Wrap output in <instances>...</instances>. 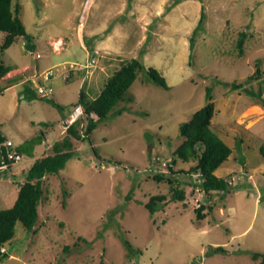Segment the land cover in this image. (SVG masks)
Here are the masks:
<instances>
[{"label":"rangeland","instance_id":"1","mask_svg":"<svg viewBox=\"0 0 264 264\" xmlns=\"http://www.w3.org/2000/svg\"><path fill=\"white\" fill-rule=\"evenodd\" d=\"M16 4L34 49L19 37L0 52L21 70L0 79V131L22 154L0 176V210L14 205L28 169L67 136L80 98L95 99L122 61L139 58L168 88L140 72L91 140L72 137L74 156L44 178L37 225L29 231L17 223L2 264H258L252 255L264 253V106L255 108L248 91L264 87V0ZM5 38L0 32V49ZM50 69L54 90L41 96L39 76ZM29 80L34 98L24 91ZM209 89L211 128L232 149L216 171L233 181L225 200L221 192L206 195L201 177L188 174L195 161L174 155L184 140L181 126L209 103ZM75 122L85 135L84 114ZM163 162L187 183L184 200H170L169 183L154 178L168 172ZM155 195L168 202L152 214L147 203ZM196 200L206 207L204 219Z\"/></svg>","mask_w":264,"mask_h":264},{"label":"trees","instance_id":"2","mask_svg":"<svg viewBox=\"0 0 264 264\" xmlns=\"http://www.w3.org/2000/svg\"><path fill=\"white\" fill-rule=\"evenodd\" d=\"M21 7L14 5V0H0V32L6 34L5 42L0 52L11 47L17 38L27 39L26 46L33 50L31 36L28 34L25 24L20 17ZM244 36L238 40V47L242 51ZM12 68L0 59V79L5 77ZM146 71L148 75L159 85L168 88L166 80L158 70L152 67L147 68L139 58L122 61L121 66L107 79L100 94L93 100H88L83 95L79 104L83 106L84 116L87 120L85 135L76 129V122L72 123L67 129V136L60 143L54 145V154L45 156L37 160L26 172L25 181L19 186L18 197L11 208L0 210V264L7 258V253L2 248L10 242L16 234L17 223L33 231L39 218V206L45 194L44 178L47 174L58 173L64 168L67 162L74 156L72 137L76 139H89L91 134L98 127L101 121L108 118L112 110L121 102L126 100V94L132 84L138 78V74ZM255 79H260L261 70L258 68L252 75ZM30 80L25 83V93L27 97L34 98L35 94L29 86ZM6 88L0 89V94ZM264 87H260L259 92L248 91L256 99L257 103L264 106L263 99ZM207 97L209 103L198 110L192 118L181 126V136L184 138L182 145L175 151L174 155L185 161H195L189 168L188 174H198L201 179L202 191L211 196L213 193H220L222 200L232 191L228 177L216 175V171L230 158L232 149L230 146L212 130V119L216 114L215 104L212 102L211 91L208 90ZM129 101L131 99L129 98ZM76 105V106H77ZM7 137L0 131V143ZM20 149V147H18ZM260 153L264 155V144L260 147ZM3 152L0 147V166ZM106 162H114L112 159H105ZM14 162H8V169ZM167 173H157L154 178L159 181H167L171 186L170 200H184L186 198L185 183L182 179L174 177L180 174L175 172L173 166H168ZM186 171H181L185 173ZM210 197H206V200ZM166 195L152 196L147 203V208L153 214L166 204ZM212 209V206H209ZM206 207L201 204L195 209L198 219H204ZM215 251L225 252L222 247H216ZM258 264H264V253L255 252L252 255Z\"/></svg>","mask_w":264,"mask_h":264},{"label":"built area","instance_id":"3","mask_svg":"<svg viewBox=\"0 0 264 264\" xmlns=\"http://www.w3.org/2000/svg\"><path fill=\"white\" fill-rule=\"evenodd\" d=\"M32 52V51H31ZM33 53V52H32ZM37 58H40V54L36 55ZM54 77V71L53 70H47L43 72L39 78L41 83L38 85V92L41 96H47L51 93H53V84L51 83L52 78ZM263 99H264V92H263ZM84 114L83 106L81 104L77 105L71 114L70 119L68 122L65 123V129H68V127L74 123L76 120H78L80 117H82ZM0 147L3 152V158L1 160V166H0V176L5 173L8 170V162H16L22 158V154L18 149V145L14 143V141L10 138H6L0 143ZM163 166H170L169 163L163 162ZM242 177L239 176L238 180H241ZM249 179H252V176H249ZM233 181H229V185H232ZM197 205L199 206L198 200H196ZM2 251L5 252V248H2Z\"/></svg>","mask_w":264,"mask_h":264},{"label":"crops","instance_id":"4","mask_svg":"<svg viewBox=\"0 0 264 264\" xmlns=\"http://www.w3.org/2000/svg\"><path fill=\"white\" fill-rule=\"evenodd\" d=\"M16 71H21L20 69H15V70H11L10 72H16ZM255 108H258L260 110H263V107L260 106V104L256 103V104H252Z\"/></svg>","mask_w":264,"mask_h":264}]
</instances>
